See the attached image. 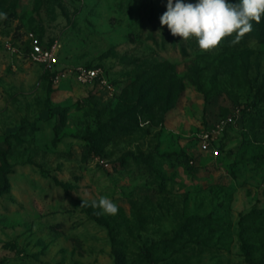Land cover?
<instances>
[{"label": "rangeland", "instance_id": "1", "mask_svg": "<svg viewBox=\"0 0 264 264\" xmlns=\"http://www.w3.org/2000/svg\"><path fill=\"white\" fill-rule=\"evenodd\" d=\"M167 2L0 0V264H264V15L204 51Z\"/></svg>", "mask_w": 264, "mask_h": 264}, {"label": "clouds", "instance_id": "2", "mask_svg": "<svg viewBox=\"0 0 264 264\" xmlns=\"http://www.w3.org/2000/svg\"><path fill=\"white\" fill-rule=\"evenodd\" d=\"M264 15V0H197L196 4L184 3V0H168L167 11L160 17L161 26L167 25L174 36L187 40L197 38L201 50L216 48L225 37L238 35L231 40L239 42L240 37L254 30L252 21L259 23ZM6 13H0V19H6ZM82 200L80 207L98 209L97 215H116L118 206L108 197L98 200ZM67 203V201H65Z\"/></svg>", "mask_w": 264, "mask_h": 264}, {"label": "built area", "instance_id": "3", "mask_svg": "<svg viewBox=\"0 0 264 264\" xmlns=\"http://www.w3.org/2000/svg\"><path fill=\"white\" fill-rule=\"evenodd\" d=\"M32 43L30 58L45 67L52 68L59 63V53L57 44L43 45V43L31 33ZM76 78L82 83H89L95 80H100L106 83L105 75L103 70L99 67L94 66H81L76 72Z\"/></svg>", "mask_w": 264, "mask_h": 264}]
</instances>
